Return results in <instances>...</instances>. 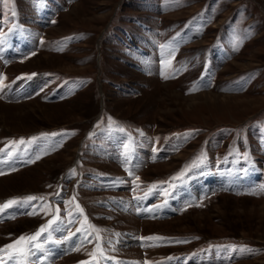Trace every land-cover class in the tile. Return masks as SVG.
<instances>
[{
	"label": "rangeland",
	"instance_id": "374dc122",
	"mask_svg": "<svg viewBox=\"0 0 264 264\" xmlns=\"http://www.w3.org/2000/svg\"><path fill=\"white\" fill-rule=\"evenodd\" d=\"M0 208L2 264H264V0H0Z\"/></svg>",
	"mask_w": 264,
	"mask_h": 264
},
{
	"label": "snow or ice",
	"instance_id": "6c2138e0",
	"mask_svg": "<svg viewBox=\"0 0 264 264\" xmlns=\"http://www.w3.org/2000/svg\"><path fill=\"white\" fill-rule=\"evenodd\" d=\"M73 174H74V170H71V171H70V175H73ZM26 199H27V201L30 202V201H33V200H37L38 198L35 197V196H29V197H27ZM12 203H13V201H8V202L5 203L4 207H7V206H9V205L12 204ZM2 210H3V209L0 208V211H2ZM81 211H82V210H81ZM34 212H35V208H33L32 212L27 213V214H34ZM85 222H86V218H85ZM49 226H50V225H44V226H42V227L38 230L37 233L33 234V235L30 236V237H27V238H26L25 236L22 235L21 237L18 238V240H17L16 242H14V244L7 245L6 248H10V249L16 248V245L21 244V243L24 242L25 240H27V241H29V242L36 241V240H37V237L40 236L41 233L45 232L46 229H47ZM78 231H80V230L78 229ZM87 235H88V233H85V239L87 238ZM36 247H38V246L35 245V244H30L28 254H30V255H35V252H34L32 249H34V248H36ZM16 251H17L18 255L21 256V257H23V256L26 255V254L24 253L23 249L16 248ZM10 259L12 260V264H23V261L19 260V259L17 258V256H15V255H14V256H11ZM0 264H2V262H0Z\"/></svg>",
	"mask_w": 264,
	"mask_h": 264
}]
</instances>
